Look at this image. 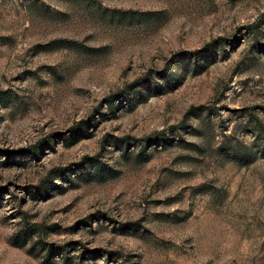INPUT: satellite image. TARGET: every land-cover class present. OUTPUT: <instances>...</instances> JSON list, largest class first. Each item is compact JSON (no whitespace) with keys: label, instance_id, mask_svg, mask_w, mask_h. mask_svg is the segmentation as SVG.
I'll use <instances>...</instances> for the list:
<instances>
[{"label":"rangeland","instance_id":"obj_1","mask_svg":"<svg viewBox=\"0 0 264 264\" xmlns=\"http://www.w3.org/2000/svg\"><path fill=\"white\" fill-rule=\"evenodd\" d=\"M0 264H264V0H0Z\"/></svg>","mask_w":264,"mask_h":264},{"label":"trees","instance_id":"obj_2","mask_svg":"<svg viewBox=\"0 0 264 264\" xmlns=\"http://www.w3.org/2000/svg\"><path fill=\"white\" fill-rule=\"evenodd\" d=\"M218 41V40H217ZM217 41H214L210 44H208L206 46V48H204L203 50H198V51H194V52H185L187 54H190V57L192 59H194L198 64L200 63V60L203 59V57L206 55V52H208L209 50H212V48L215 46V44L217 43ZM182 75L181 73L179 72V70L176 68V69H171V73H170V77H168V79H177V81H181V78ZM167 78V77H166ZM145 84V80L143 79H138L136 80V82L133 84L134 86V89L132 90V94H135L134 98H131L130 99V102L132 103L135 99H137L136 97L138 96L136 94V90H138L141 86H144ZM258 121V120H257ZM258 123V122H257Z\"/></svg>","mask_w":264,"mask_h":264}]
</instances>
